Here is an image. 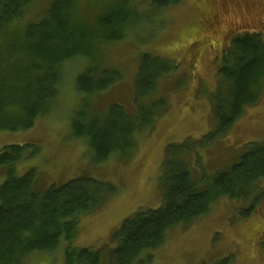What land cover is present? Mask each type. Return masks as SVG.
I'll return each mask as SVG.
<instances>
[{"label":"trees","instance_id":"obj_1","mask_svg":"<svg viewBox=\"0 0 264 264\" xmlns=\"http://www.w3.org/2000/svg\"><path fill=\"white\" fill-rule=\"evenodd\" d=\"M39 1L0 0V131L33 128L58 101L66 63L80 59L87 66L76 80L82 101L72 124L74 135L85 141L100 163L114 153L122 158L132 156L136 134L153 129L167 109L157 91L160 79L171 69V61L149 52L142 55L132 113L117 103L96 104V97L122 77L116 68L101 64L99 47L123 40L130 31L137 33L144 24L143 11L133 0H124L127 4L130 1L127 10L107 6L115 0H88L90 4L97 2L101 9L109 8L107 15L98 14L93 24V18L90 21L82 13V0H49L38 19L21 21ZM137 15L142 17L136 19ZM131 18L137 23L128 29ZM262 33H233L230 44L222 47L219 86L214 96L216 131L203 142L224 138L245 108L259 102L264 91ZM100 107L107 110L102 112ZM188 142L180 144L184 148L180 152L174 144L167 148L160 175L163 204L159 208H140L128 216L114 233L117 243L108 259L103 249L79 248L72 241L78 235L82 217L102 209L116 186L82 176L43 190L38 186L36 168L18 174L19 165L38 147H3L0 264H25L28 259L46 257L61 248L64 264H150L173 230L205 216L221 198L249 199L254 195L251 191H258L264 181V143L252 144L231 170L218 173L211 182L203 179L199 183L189 170Z\"/></svg>","mask_w":264,"mask_h":264},{"label":"rangeland","instance_id":"obj_2","mask_svg":"<svg viewBox=\"0 0 264 264\" xmlns=\"http://www.w3.org/2000/svg\"><path fill=\"white\" fill-rule=\"evenodd\" d=\"M48 1H39L21 21L38 19ZM133 2L143 11L144 24L139 28L136 25L137 33L130 31L123 40L99 47L101 64L116 68L122 77L96 97V104L117 103L129 112L135 111V80L145 52L169 59L171 69L160 79L157 91L167 109L153 129L136 134L132 156L122 158L114 153L100 163L85 141L74 135L72 124L82 101L76 80L87 66L80 59L66 63L58 101L33 128L0 131V151L12 144L38 147L33 156L19 165L18 174L36 168L38 186L43 190L82 176L116 186L102 209L82 217L78 235L72 241L79 248L103 249L106 259L116 247L114 233L128 216L140 208H159L163 204L161 166L170 144L177 145L176 151L180 152V144L189 141V170L200 183L203 179L211 182L218 173L231 170L252 144L264 143V91L255 106L245 108L224 138L202 141L216 131L214 96L219 86L222 47L230 44L233 33L261 28L264 0ZM129 3L115 0L107 6L127 10ZM81 7L83 15L93 18V24L98 14L106 16L109 9H101L97 2L90 4L88 0H82ZM155 15L157 18L152 20ZM140 17L137 15L136 19ZM129 20L128 29L137 23L133 18ZM100 108L102 112L107 110ZM4 177L1 166L0 186ZM257 190L251 191L254 195L249 199L221 198L205 216L173 230L150 264H264V181ZM54 254L28 259L25 264H64L62 248Z\"/></svg>","mask_w":264,"mask_h":264},{"label":"flooded vegetation","instance_id":"obj_3","mask_svg":"<svg viewBox=\"0 0 264 264\" xmlns=\"http://www.w3.org/2000/svg\"><path fill=\"white\" fill-rule=\"evenodd\" d=\"M260 27H261L260 29H254V30H256L255 32H258V31H262L263 30L262 32L264 33V23ZM244 30H246V29H244Z\"/></svg>","mask_w":264,"mask_h":264}]
</instances>
